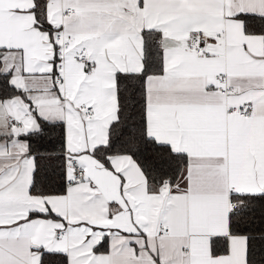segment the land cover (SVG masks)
Returning <instances> with one entry per match:
<instances>
[{"label":"snow or ice","instance_id":"snow-or-ice-1","mask_svg":"<svg viewBox=\"0 0 264 264\" xmlns=\"http://www.w3.org/2000/svg\"><path fill=\"white\" fill-rule=\"evenodd\" d=\"M0 264H264V0H0Z\"/></svg>","mask_w":264,"mask_h":264}]
</instances>
